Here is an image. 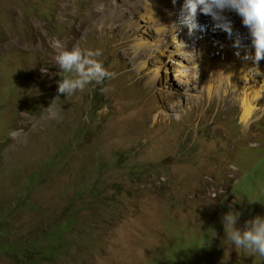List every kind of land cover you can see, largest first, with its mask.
<instances>
[{"label": "rangeland", "instance_id": "374dc122", "mask_svg": "<svg viewBox=\"0 0 264 264\" xmlns=\"http://www.w3.org/2000/svg\"><path fill=\"white\" fill-rule=\"evenodd\" d=\"M156 1L0 0V264H264L222 223L264 217V102L242 123L230 90L205 93L215 66L185 90L201 43L169 41L173 3L142 19ZM54 41L114 78L58 95Z\"/></svg>", "mask_w": 264, "mask_h": 264}, {"label": "clouds", "instance_id": "9594fccd", "mask_svg": "<svg viewBox=\"0 0 264 264\" xmlns=\"http://www.w3.org/2000/svg\"><path fill=\"white\" fill-rule=\"evenodd\" d=\"M172 2L175 4L176 0ZM225 12H234L241 18L255 49V61L264 60V0H184L173 25L176 29L186 27L189 34L195 30L204 31L207 26L200 25L197 21L199 15H204L211 18L213 31L218 29L232 37V23L224 15ZM52 46L57 50L55 62L59 69L73 74L72 77H65L57 82L58 95L70 96L83 91L93 81L99 84L105 78H114L115 74L107 71L97 59L101 55L100 50H82L79 46L66 50L59 41H54ZM234 46L239 47L238 34ZM235 171L238 172L236 167ZM239 215L240 213L230 210L222 217L223 226L228 229L229 241L237 247L264 256V217L256 216L246 221L243 229H239L236 227ZM213 235L215 236V232Z\"/></svg>", "mask_w": 264, "mask_h": 264}, {"label": "bare ground", "instance_id": "6f19581e", "mask_svg": "<svg viewBox=\"0 0 264 264\" xmlns=\"http://www.w3.org/2000/svg\"><path fill=\"white\" fill-rule=\"evenodd\" d=\"M184 0H176L173 6L182 7ZM159 3L172 4V0H158L152 5H149L139 16L142 19H146L150 23L155 21V12L159 9ZM224 15L232 23L233 33L238 31L240 34H245L246 28L242 25L241 18L234 12H225ZM197 21L200 25H206L204 31L195 30L192 33L199 37L201 48L196 53L195 61H192L188 66V73L185 75L180 74V69H175V75L177 79L184 77V83L188 87L185 90H191L192 84H196L198 78L204 74H207L213 66L217 67L215 70L216 77L207 81L204 85L205 93L208 96L216 94L220 89L225 91H231L233 102H237L241 107L240 121L247 123L254 111L256 105L260 102H264V60L255 61V49L248 36L239 37V47H235V41L237 40V34H233L229 37L225 32L221 30L213 31V22L210 17L199 15ZM201 21V22H200ZM186 27H176L172 24L170 27L169 41L173 42L175 36L181 34ZM206 32L212 34L213 39L206 42ZM137 40L135 42V49H141L147 47L148 43ZM180 49V48H179ZM154 51L157 49L154 48ZM200 53V54H199ZM236 53H239L237 55ZM168 59L169 54H165ZM190 58L187 55L186 60ZM145 67V61L140 64V68ZM225 67V82L222 81L221 68ZM259 69V70H258ZM258 70V71H257ZM258 72V74H257ZM156 78L162 80L164 77ZM166 80V79H165ZM183 83V81H182Z\"/></svg>", "mask_w": 264, "mask_h": 264}, {"label": "trees", "instance_id": "16d2710c", "mask_svg": "<svg viewBox=\"0 0 264 264\" xmlns=\"http://www.w3.org/2000/svg\"><path fill=\"white\" fill-rule=\"evenodd\" d=\"M54 238H56L55 241L59 240V237H55V235H52L51 239H54ZM16 246H17V248H14V247L8 248V250L5 251V253L15 255V257H17V258H21L23 255H25L27 250L24 249L23 247L18 246V245H16ZM52 246L54 247L55 245L50 244L48 249L51 250V248H53ZM31 250L35 253L34 256H41L42 257V254H40L41 250L38 246L35 245V243L33 245H31ZM52 250H54V248ZM44 253L46 254V256H50L52 252L48 251V252H44Z\"/></svg>", "mask_w": 264, "mask_h": 264}]
</instances>
